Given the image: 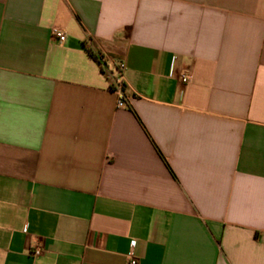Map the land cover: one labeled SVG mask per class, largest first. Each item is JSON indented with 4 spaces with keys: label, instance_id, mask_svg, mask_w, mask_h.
Instances as JSON below:
<instances>
[{
    "label": "crops",
    "instance_id": "1",
    "mask_svg": "<svg viewBox=\"0 0 264 264\" xmlns=\"http://www.w3.org/2000/svg\"><path fill=\"white\" fill-rule=\"evenodd\" d=\"M131 254L264 264V0H0V264Z\"/></svg>",
    "mask_w": 264,
    "mask_h": 264
},
{
    "label": "built area",
    "instance_id": "2",
    "mask_svg": "<svg viewBox=\"0 0 264 264\" xmlns=\"http://www.w3.org/2000/svg\"><path fill=\"white\" fill-rule=\"evenodd\" d=\"M55 36L60 40L63 41L66 38V34L62 31H55ZM101 62L103 72L106 74L110 86L117 92L118 100L117 106L123 107L125 105V92H124V75L123 71L125 65L123 62L118 63H106L104 56L100 55L98 58ZM189 74H184L182 76L183 82L189 81ZM42 248L40 245H35L33 249H31V254L33 256H38L41 254ZM127 264H139L138 259L134 255H129Z\"/></svg>",
    "mask_w": 264,
    "mask_h": 264
},
{
    "label": "trees",
    "instance_id": "3",
    "mask_svg": "<svg viewBox=\"0 0 264 264\" xmlns=\"http://www.w3.org/2000/svg\"><path fill=\"white\" fill-rule=\"evenodd\" d=\"M86 43V46H87V48H88V50H89V52L93 55V46H92V43L91 44H89V43H87V42H85ZM98 61L100 62V60L98 59ZM101 63V62H100Z\"/></svg>",
    "mask_w": 264,
    "mask_h": 264
}]
</instances>
